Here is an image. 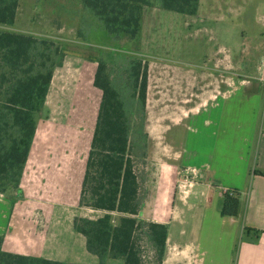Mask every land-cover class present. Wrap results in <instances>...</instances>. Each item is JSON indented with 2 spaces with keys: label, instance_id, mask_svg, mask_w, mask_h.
I'll list each match as a JSON object with an SVG mask.
<instances>
[{
  "label": "rangeland",
  "instance_id": "rangeland-1",
  "mask_svg": "<svg viewBox=\"0 0 264 264\" xmlns=\"http://www.w3.org/2000/svg\"><path fill=\"white\" fill-rule=\"evenodd\" d=\"M0 30L46 39L52 49L65 53L62 63L56 64L37 117L22 191L6 192L26 203L44 242L53 241L54 251L44 254L69 251L73 257H83V240L75 234L74 218L101 214L79 206L102 98L94 84L98 64L90 57L104 60L112 75L132 57H143L149 63L146 109L140 114L147 156L137 164L147 190L143 217L171 225L163 264H216L226 251L220 222L214 218L220 217L218 209L203 217V188L198 185L195 196L191 184L195 173L208 174L203 164L217 148L215 126L204 128L198 123L210 116H229L230 135L235 137L229 143L230 167L236 166L240 149L236 124L250 108L243 86L264 84V0H200L195 15L165 10L154 0L145 8L142 30L133 39L109 35L80 0H19L15 23L0 24ZM180 193L191 194L189 200L196 206L179 203L181 211L173 213L172 202ZM179 213L183 220L175 219ZM67 235L70 250L65 252ZM141 243L145 264H155V251L146 235ZM191 248L201 263L195 256L191 259Z\"/></svg>",
  "mask_w": 264,
  "mask_h": 264
},
{
  "label": "trees",
  "instance_id": "trees-1",
  "mask_svg": "<svg viewBox=\"0 0 264 264\" xmlns=\"http://www.w3.org/2000/svg\"><path fill=\"white\" fill-rule=\"evenodd\" d=\"M168 11L195 15L200 0H156ZM113 37L136 38L142 30L145 8L154 0H80ZM19 0H0V24L13 25ZM46 39L0 30V193L17 189L23 178L56 64L65 53ZM52 44V43H51ZM54 54L60 55L57 60ZM94 84L102 91L88 152L79 206L102 211L97 217L76 216L73 224L86 238V248L99 264L122 259L123 264H145L142 240L152 244L155 264H163L169 226L143 217L147 190L139 172V159L147 156V135L142 118L147 100L148 61L132 57L112 75L108 64L96 57ZM141 117L140 119L137 117ZM141 121V122H140ZM264 176V171L255 170ZM240 192L225 191L222 216L239 213ZM256 231L255 229H247ZM0 264H77L3 249Z\"/></svg>",
  "mask_w": 264,
  "mask_h": 264
},
{
  "label": "crops",
  "instance_id": "crops-1",
  "mask_svg": "<svg viewBox=\"0 0 264 264\" xmlns=\"http://www.w3.org/2000/svg\"><path fill=\"white\" fill-rule=\"evenodd\" d=\"M243 87L247 89L243 98L248 100L250 108L236 124L239 130L236 137L240 140L236 166L230 167L229 143L235 137L231 138L230 135L229 116L224 114L216 118L210 116L204 118L203 122H197L203 124L204 128L215 126L212 134L215 136L214 141L217 148L214 147L210 160L203 164V168L205 167L208 174L203 176L201 171L198 174L195 173L191 184L192 193L195 192V196L198 194V185L203 188L201 196H205V199L197 197L199 200L201 199V203H205L206 208L201 212L203 217L211 213L213 215L211 210L216 207L218 209L216 214H219L220 217L214 215V218L220 222L222 232L220 234L224 242L222 247L226 246V251L222 258L216 261V264H264V176L255 173L257 169L264 171V84L261 81L259 85ZM233 91H226V96H229ZM260 100L262 108H259ZM194 125L195 129L199 130V125L196 123ZM196 169L198 170V168ZM21 184L19 188L15 189L16 192L17 190L18 192L22 191ZM231 188H236L240 192L239 213L235 217L222 216L220 208L223 196L225 191ZM190 196L191 194L183 195L181 193L180 197L177 195L172 202V212L181 211L182 206L179 203L187 204L188 207L196 206L195 202L189 200ZM16 199L17 197L13 198L11 194H0V239L3 249L77 264H99L98 257L87 250L85 236L77 232L75 228V234L81 236L83 240V257H73L69 253V235L65 242L67 246L63 250L68 253L55 254L54 256L45 255L44 253L54 251L53 241L44 242V234L38 233L35 228L36 225L33 224V219L30 217V210H26V203ZM98 212L101 213L98 216L103 215L102 211ZM176 218L183 220L180 213ZM170 226L168 240L171 233ZM31 228L33 231L30 230ZM248 228L256 231L247 230ZM190 256L191 259L195 256L201 263L202 259L192 248ZM111 260L109 259L106 264H111ZM116 260L120 261L119 264H123L122 259Z\"/></svg>",
  "mask_w": 264,
  "mask_h": 264
},
{
  "label": "built area",
  "instance_id": "built-area-1",
  "mask_svg": "<svg viewBox=\"0 0 264 264\" xmlns=\"http://www.w3.org/2000/svg\"><path fill=\"white\" fill-rule=\"evenodd\" d=\"M263 80H264V78H263ZM193 171H194V169H193ZM195 172V171H194Z\"/></svg>",
  "mask_w": 264,
  "mask_h": 264
}]
</instances>
